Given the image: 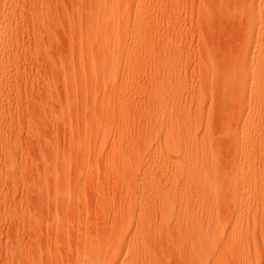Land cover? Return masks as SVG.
Masks as SVG:
<instances>
[{
  "label": "rangeland",
  "instance_id": "rangeland-1",
  "mask_svg": "<svg viewBox=\"0 0 264 264\" xmlns=\"http://www.w3.org/2000/svg\"><path fill=\"white\" fill-rule=\"evenodd\" d=\"M0 264H264V0H0Z\"/></svg>",
  "mask_w": 264,
  "mask_h": 264
},
{
  "label": "bare ground",
  "instance_id": "bare-ground-1",
  "mask_svg": "<svg viewBox=\"0 0 264 264\" xmlns=\"http://www.w3.org/2000/svg\"><path fill=\"white\" fill-rule=\"evenodd\" d=\"M238 167H240V165H239ZM235 168H236V167H235ZM235 168H234V169H235ZM237 169H238V168H237ZM241 169H242V168H241ZM235 172L238 173V170H237V171L235 170ZM235 172L231 173L233 178H234V176H235L236 178H237V176H239V175H234ZM239 172H240V171H239ZM241 174H242V172H241ZM233 175H234V176H233ZM239 179H240V176H239ZM239 179H238V180H239ZM231 181H232V179H231ZM232 183L234 184L235 182L232 181ZM232 183H231V184H232ZM233 184H232V185H233ZM198 187H199V186H198ZM205 191H206V190H205ZM207 193H208V191H207ZM209 194H210V193H209ZM207 198H208V197H207ZM213 210H214V209H213ZM208 212H209V211H208ZM205 215H206V214H205ZM205 215H204V217H205ZM202 220H204V219H202ZM202 220H201V222H202ZM187 221H188V220H187ZM190 222H191V221H190ZM198 223H199V222H198ZM198 223H197V224H198ZM152 225H153V224H152ZM185 225H186V224H185ZM209 225H210V224H209ZM233 225H234V224H233ZM235 225H236V224H235ZM178 226H179V225H178ZM200 226H201V225H200ZM240 226H241V225H240ZM188 227H189V226H188ZM197 227H198V226H197ZM202 227H203V226H202ZM206 227H209V226H206ZM213 227H214V226H212L211 229H213ZM215 227H216V226H215ZM241 228H242V226H241ZM141 229H142V228H141ZM211 229H210V230H211ZM148 230H150V229H148ZM170 230H171V229H170ZM206 230H208V228H207ZM233 230H235V228H234ZM243 230H244V229H243ZM245 230H246V229H245ZM145 231H146V230H145ZM211 231H212V230H211ZM215 231H216V230H215ZM215 231H214V233H215ZM237 231H238V230H237ZM148 232H149V231H148ZM204 232H205V231H204ZM234 232H235V231H234ZM234 232H233V234H234ZM239 232H240V231H239ZM199 233L201 234V231H200ZM205 233H206V232H205ZM207 233H208V232H207ZM209 233H210V232H209ZM209 233H208V234H209ZM214 233H213V235H214ZM236 233H238V232H236ZM244 233H245V232H244ZM230 234H231V233H230ZM250 234H252V233H250ZM250 234H248V235H250ZM141 235H142V234H141ZM197 235H198V233H197ZM239 235H240V234H239ZM195 236H196V235H195ZM241 236H242V241H241V242H242V243H243V242H246V241H243V236H244V235L242 234ZM241 236H240V237H241ZM252 236H253V235H252ZM138 237H139V236H138ZM200 237H201V235H200ZM206 237H207V236H206ZM214 237H215V236H214ZM233 237H234V235H233ZM235 237H236V240L239 239L237 236H235ZM250 237H251V236H250ZM197 238H198V236H197ZM237 238H238V239H237ZM246 238H247V237H246ZM246 238H244V239H246ZM252 238H253V237H252ZM199 239H200V238H199ZM204 239H205V237H204ZM208 239H209V238H207V240H205V241H204V240H201V239H200V240H201L202 242H205V243L207 244ZM236 240H235V242H236ZM247 240L249 241V239H247ZM141 241H142V240H141ZM192 241H194V240H192ZM195 241H196V240H195ZM209 241H210V240H209ZM233 241H234V240H233ZM196 242H197V241H196ZM196 242H194V243H196ZM237 242H238V241H237ZM191 243H193V242H191ZM205 243H204V244H205ZM208 243H209V242H208ZM216 243H217V242H216ZM211 244H212V243H211ZM237 244H238V243H237ZM207 245H208V244H207ZM199 247H200V246H199ZM205 247H206V246H205ZM205 247H204V248H205ZM210 247H211V246H210ZM233 247H234V246H233ZM189 249H190V248H189ZM209 249H210V248H209ZM193 250H194V249H193ZM206 250H208V248H207ZM203 251H205V249H204ZM203 251H202V252H203ZM212 251H213V250H212ZM207 252H208V251H207ZM207 252H206V253H207ZM213 252H215V251H213ZM190 253H191V251H190ZM206 253H204V255H205ZM215 254H216V253H215ZM215 254H214V255H215ZM217 254H218V253H217ZM221 254H222V253H221ZM122 263H123V262H122Z\"/></svg>",
  "mask_w": 264,
  "mask_h": 264
}]
</instances>
